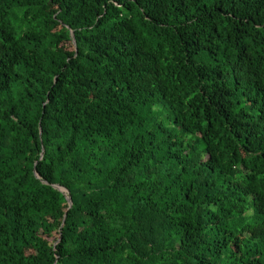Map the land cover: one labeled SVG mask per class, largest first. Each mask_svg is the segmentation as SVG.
I'll return each instance as SVG.
<instances>
[{
    "label": "trees",
    "instance_id": "1",
    "mask_svg": "<svg viewBox=\"0 0 264 264\" xmlns=\"http://www.w3.org/2000/svg\"><path fill=\"white\" fill-rule=\"evenodd\" d=\"M0 264H264V0H0Z\"/></svg>",
    "mask_w": 264,
    "mask_h": 264
},
{
    "label": "water",
    "instance_id": "2",
    "mask_svg": "<svg viewBox=\"0 0 264 264\" xmlns=\"http://www.w3.org/2000/svg\"><path fill=\"white\" fill-rule=\"evenodd\" d=\"M72 38H73L74 45H76V40H75V36H74L73 33H72ZM35 175H36L37 178H40V176H39L38 172L36 171V169H35ZM54 188L58 189L61 193L65 194V196L67 198V201L69 203V206L72 207L73 206V202H72V197L70 195V192L66 188H64L62 186H59V185H55ZM60 240H62V238Z\"/></svg>",
    "mask_w": 264,
    "mask_h": 264
}]
</instances>
